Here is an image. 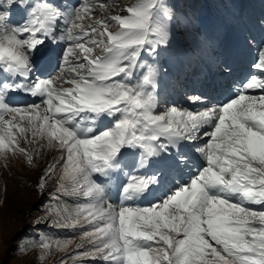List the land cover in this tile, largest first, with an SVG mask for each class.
I'll return each instance as SVG.
<instances>
[{"label": "snow or ice", "instance_id": "1", "mask_svg": "<svg viewBox=\"0 0 264 264\" xmlns=\"http://www.w3.org/2000/svg\"><path fill=\"white\" fill-rule=\"evenodd\" d=\"M118 6L0 0V159L22 156L32 165L40 141L59 151L36 188L45 193L60 169L48 211L57 227L81 229L74 260L264 264V48L226 101L190 95L187 108L160 109L158 69L144 57L169 43L172 13L165 0H134L109 14ZM16 8L22 22L11 20ZM49 40L65 42L58 70L34 77ZM14 93L34 99L20 104ZM126 153L133 168L151 173H125L114 200ZM193 157L195 173L167 188L171 172H191ZM162 188V196L138 203ZM71 243L42 236L20 251L38 247L43 260Z\"/></svg>", "mask_w": 264, "mask_h": 264}, {"label": "rangeland", "instance_id": "2", "mask_svg": "<svg viewBox=\"0 0 264 264\" xmlns=\"http://www.w3.org/2000/svg\"><path fill=\"white\" fill-rule=\"evenodd\" d=\"M35 2V0H30ZM61 6H76L77 0H56ZM107 2V0H106ZM134 0H117V8H109V14L120 12ZM172 13L169 24V43L161 46L159 55H145L147 63L158 69L156 93L159 108L167 106L189 107L187 97L204 95L211 102L226 101L239 90V82L248 74L249 66L264 48V0H165ZM11 20L22 22L23 11L11 9ZM97 10V15H99ZM65 42H45L37 53L38 71L34 77L55 75ZM42 51V52H41ZM41 56V57H40ZM255 71V70H253ZM12 99L20 104L30 103L34 98L23 93H14ZM197 107H199L197 105ZM107 123V121H105ZM39 153L32 165L25 163L22 156L0 159V264H101L90 258L73 259L83 249L79 228H63L55 225V217L49 214V206H55L56 186L60 169L49 177L45 193L37 191L36 184L46 166L52 162L58 150L48 149L40 141ZM21 147L30 150L32 145L21 142ZM187 150V149H186ZM138 159V153L136 154ZM132 154L126 153L128 168L114 178L111 185L115 200L116 186L127 179L125 173L150 174L151 169L133 168ZM200 160L193 157L191 172L188 169L173 171L166 185L179 184L195 173ZM165 189L155 191L154 196L138 201L147 205L155 196H162ZM69 204L75 198H64ZM63 202V201H61ZM61 228L62 236L52 239H69L72 243L63 251L53 249L43 260V250L29 247L22 253L20 247L27 246L17 241L20 235L38 227ZM50 238V237H49Z\"/></svg>", "mask_w": 264, "mask_h": 264}, {"label": "trees", "instance_id": "3", "mask_svg": "<svg viewBox=\"0 0 264 264\" xmlns=\"http://www.w3.org/2000/svg\"><path fill=\"white\" fill-rule=\"evenodd\" d=\"M175 2V0H172ZM31 230L23 233L22 235L19 236L17 241H20L24 244H29V242H38L40 237H50V238H56V236H62L60 235L61 228H56V227H38L36 233H29Z\"/></svg>", "mask_w": 264, "mask_h": 264}, {"label": "bare ground", "instance_id": "4", "mask_svg": "<svg viewBox=\"0 0 264 264\" xmlns=\"http://www.w3.org/2000/svg\"><path fill=\"white\" fill-rule=\"evenodd\" d=\"M40 51V50H39ZM42 52V51H41ZM41 57V56H40ZM19 94V93H18ZM60 155L59 151L55 152V154L53 155L52 161L54 160V158L58 157Z\"/></svg>", "mask_w": 264, "mask_h": 264}]
</instances>
